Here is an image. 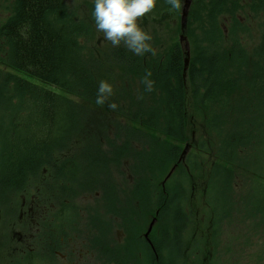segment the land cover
<instances>
[{
  "label": "trees",
  "instance_id": "obj_1",
  "mask_svg": "<svg viewBox=\"0 0 264 264\" xmlns=\"http://www.w3.org/2000/svg\"><path fill=\"white\" fill-rule=\"evenodd\" d=\"M14 1L10 17L0 28V62L9 72L4 77L5 82L12 84L15 94L25 99V106L36 112L32 120L40 126L41 139L48 141L54 137L55 144H62L61 139L65 137L68 139L66 144L71 146L72 158L86 149L89 166L126 159L137 161L135 170L138 171L145 162L157 167L161 158L176 161L181 146L189 142V131L195 128V118L191 119L187 112L191 111V115L197 117L196 131L202 130L201 125L209 123L210 119H218L216 115L208 118L206 108L199 117L189 100L190 88H196V93L204 89L205 97H213L214 87L223 91L222 84L228 79L227 66L230 65L233 67L232 89L235 90L237 72L244 68L250 70L249 65L254 63L245 61L239 53L241 49L233 44L229 49L218 47L217 54L212 53L211 45L202 46V40L208 38L203 32V39L196 37L195 41L191 35V12L185 27L190 59L183 77L185 57L176 36L178 29L170 31L173 36L169 43L158 40L159 36L152 37L154 51L142 57L133 55L123 44L113 47L107 41L101 52L99 48H91L87 53L88 42L94 41L91 4L85 7L89 14L85 15L83 9H71L63 0ZM61 14L67 16L69 23L64 22ZM200 29L204 31L202 27ZM257 32L263 48L264 31L261 32L259 25ZM215 33H206L212 37L210 42H215ZM164 69H168V76L161 75ZM146 73H150L148 79L153 81L151 91H145L141 82ZM257 74L258 69H255L254 79L244 83L251 100L252 96L260 95ZM100 80L113 86V95L103 106L95 104ZM122 95L130 99L125 100L120 97ZM109 103H115L117 108L110 109ZM263 104L264 95L256 106ZM248 105L247 101L240 110L242 117L239 120H244ZM96 110L112 115L107 119L96 117ZM74 116L79 119L78 125L72 123ZM65 127L73 130L65 133ZM200 144L205 145L203 139ZM236 146L234 140L222 143L220 153L225 161L218 156L217 167L225 166L226 175L221 181L227 190L232 186L230 189L236 193L243 192L244 198L254 193V201L258 204L255 211L264 218V171L255 173L246 160L247 155L238 152ZM198 149L196 146V151ZM45 155L43 157L47 158ZM34 156L29 148V152L26 149L23 153L20 151L17 157H28L26 162H30L29 158ZM262 157L264 159V154ZM96 171L89 167L90 175ZM97 176H100L99 172ZM240 199L243 200V196ZM250 208L251 205L247 210L245 207L246 215Z\"/></svg>",
  "mask_w": 264,
  "mask_h": 264
},
{
  "label": "flooded vegetation",
  "instance_id": "obj_2",
  "mask_svg": "<svg viewBox=\"0 0 264 264\" xmlns=\"http://www.w3.org/2000/svg\"><path fill=\"white\" fill-rule=\"evenodd\" d=\"M196 1L190 0L186 18L187 23L191 12L195 34L196 7L199 5ZM236 1L212 2L218 7L214 12L231 8ZM256 1L258 9L264 10V0ZM14 2L0 0V16L3 11H8L5 21L11 15ZM185 3L186 0H181V7L172 10L165 0H157L152 12L142 19L141 27L154 23L173 24L174 27L169 25L167 28L179 31ZM84 12L89 15L88 8ZM260 29L264 31V24ZM178 35L179 32L177 38ZM1 66L7 71L3 64ZM0 75L5 77L7 73ZM2 77L0 84L4 83ZM5 129L7 140L0 155V264H87L88 256L94 255L99 264H127L126 260L132 257L135 258L134 264H170L169 245L173 246L177 256L188 251L195 259L196 254H202L201 250L196 252V240L199 245L207 242L209 249V252L203 249L201 262L208 264L211 260L213 231L211 225L206 227L202 210L193 212L192 224H187L190 212L185 216L179 212L174 214L176 222L171 226L172 239L167 228L155 230L160 218L168 220L162 215L167 209L168 198L159 197L154 207L149 164H146L143 175L142 169L135 170V160H110L99 163L101 168L96 174L99 172L100 176L96 177L89 174V167L94 168V165L89 166L86 149L72 158L71 146L67 144L61 148H57V144L51 145L47 158L30 163L26 162L28 157H17L20 151H24V145L15 144L11 139L21 128L15 129L14 119H11ZM186 144L190 150L196 147L194 143L183 145ZM178 155L177 160L181 151ZM177 160L172 174L184 164ZM198 184L194 181L193 189L199 188ZM91 195H95L98 213L90 215L87 222L81 213L86 209L83 203L92 200ZM71 211L76 213L77 219H72ZM188 229H194V233L186 239ZM177 256L175 260L180 261Z\"/></svg>",
  "mask_w": 264,
  "mask_h": 264
},
{
  "label": "rangeland",
  "instance_id": "obj_3",
  "mask_svg": "<svg viewBox=\"0 0 264 264\" xmlns=\"http://www.w3.org/2000/svg\"><path fill=\"white\" fill-rule=\"evenodd\" d=\"M91 1L63 0L69 8L80 7L83 10L86 4H90ZM197 1L199 5L196 7V34L194 32L195 24L191 21V29H193L191 35L195 37V41L196 37L202 38L201 32H203L204 37L208 38H202V46L211 45L210 51L212 53L217 54L216 49L218 47L229 49L233 44L241 49L239 53L242 54L245 61L252 60L254 63L249 65L250 70L246 68L245 71L244 68L242 71H238L236 75L234 74L237 81L235 90L232 89L234 79L233 67L230 65L227 66L228 79L222 84L223 91L214 87L213 97H205L204 89H199L196 93V88H192L194 91L192 95L190 88L189 100L199 117L206 108L208 112L206 116L208 118L216 115L218 119H210L209 123L205 122L201 125L202 130L198 129L196 131L197 117L191 115V111L187 112L191 119L195 118V128L189 131L191 136L188 143L196 144L199 149L196 151V147H191L190 150V148H185L184 145L181 146L180 151L182 153L183 151L185 152L183 153L184 164L172 174L164 187H162L161 183L176 161L170 162V160L161 158L157 161V167H153L151 162L143 163V175L146 172V164L150 165L154 207L157 205L159 197L164 198L166 196L168 198L167 209L162 211L163 217H167L168 220L166 222L165 219L160 218L154 228L158 231L167 228L172 239L174 234L171 226L172 223H175V215L179 212L185 216L186 212H190L191 217L188 218L187 224H192V214L199 209L202 210L201 215L205 217L206 227L211 225L213 231L212 258L208 264H264V226H262L264 218L255 211L258 204L254 201V193L244 198L243 192L236 193V191L230 189L232 186L227 190L225 183L221 181L226 175L225 166L217 167L219 164L218 156L225 161L220 153V149L223 148L222 143L234 140L237 142L236 150L247 155L246 160L252 165L254 172L264 171V159L262 157L264 154V104L256 106L258 99L264 95V47L261 48V38L257 32L258 25L260 27L261 24H264V10L262 8L258 9L256 0H237L231 8L220 9V11L215 13L214 10L218 7H215V4L210 7L208 5L217 0ZM7 13L8 11L5 10L0 16V26L5 21ZM210 16L213 19L210 20ZM157 25V23H154L152 26L143 27V29L149 32L152 37L159 36L158 40L160 41L171 42L173 34L170 31H173L174 28L168 29L167 27L169 25L174 27V25L161 24L162 28L160 26L157 27ZM153 27L159 31V34ZM201 27L204 31L200 29ZM93 32L94 41L91 44L90 41L88 42L86 46L87 53L91 48H99L101 52L102 46L105 44L102 39V33H98L95 26L93 27ZM208 32L211 35L216 32L215 36L217 37L213 38L215 42L209 41H212V37L206 35ZM1 56L2 54H0ZM1 64L0 62V73L3 75L9 73L8 69L6 71ZM255 69H258L256 77L260 81H257L256 84L260 95L252 96L251 100L247 95L244 83L254 79L253 72ZM0 77L2 76L0 75ZM2 79L5 82V78L2 77ZM1 89L0 155L2 147L7 140L5 124L14 119V117H18L21 107L25 106V100L15 94L12 84L8 82ZM247 101L249 102V111L247 113L244 112V120H239L238 118L242 117L240 110L245 107ZM101 112L96 110L94 116H102L107 119L112 115L111 113H106V111ZM202 139L204 146L200 144ZM193 141H196V143ZM48 152H51V150ZM95 162L98 163L97 161ZM97 165L99 166L94 165V170L100 169L98 167L101 165L99 163ZM122 170L124 171V168ZM93 175L96 174L94 173ZM194 181L199 183V188L193 189ZM241 196H243V200L240 199ZM91 197V201L83 203L86 209L81 213L82 218L87 222L90 215L98 213V207L95 203L97 201L94 199L95 195H91ZM244 199L246 205H244ZM250 205L251 208L248 215H246L245 207L247 210ZM75 214L71 211L72 219H77ZM191 233H194V229H188L186 239ZM183 236L184 234H182L181 238ZM91 243L93 244V242ZM203 249L209 252L207 242L199 245L196 240V252L201 250L203 254ZM167 253L168 261H171L170 264H203L201 262L202 254H196V258L193 259L191 257L192 252L189 253L187 251L183 256L179 257L172 245L168 246ZM130 255L132 256V254ZM176 256L180 261L175 260ZM134 260L135 258L132 257L126 262L127 264H134ZM110 263L117 264L114 262ZM87 264H99L96 255L88 256Z\"/></svg>",
  "mask_w": 264,
  "mask_h": 264
},
{
  "label": "clouds",
  "instance_id": "obj_4",
  "mask_svg": "<svg viewBox=\"0 0 264 264\" xmlns=\"http://www.w3.org/2000/svg\"><path fill=\"white\" fill-rule=\"evenodd\" d=\"M157 0H92L91 18L95 29L102 33V39L110 42L113 47L121 44L135 56H144L153 53L151 46L152 36L141 27V21L146 14L152 12ZM172 10L181 7V0H165ZM150 73H146L142 79L145 91L152 90L153 81L148 79ZM113 95V86L105 80H100L96 89L95 104L105 105ZM110 109H116L115 103L107 105Z\"/></svg>",
  "mask_w": 264,
  "mask_h": 264
},
{
  "label": "bare ground",
  "instance_id": "obj_5",
  "mask_svg": "<svg viewBox=\"0 0 264 264\" xmlns=\"http://www.w3.org/2000/svg\"><path fill=\"white\" fill-rule=\"evenodd\" d=\"M61 16L64 22L69 23L66 15L61 14ZM161 75H163L164 77L166 75L168 76L169 75L168 69L162 70ZM120 97L128 100L130 99V97L124 95ZM35 117H36V112L34 110H30L28 107L22 106L20 112L18 113V117H14L15 129H17V127H20L21 129L20 130L17 129V131L13 133V135L11 136L13 143L15 144L22 143L24 145L23 148L24 150L26 149L27 151H29L30 148L33 154H35L33 158H29L31 160V161L29 160L30 163L42 159L43 156L46 154V152L51 148V145H55L54 137H51L48 141L47 139L44 140L41 139L38 132L40 126L32 120ZM74 117L75 119L72 121V123L74 125H78L79 119L77 118V116ZM71 130L73 129L67 127L63 129L65 133L70 132ZM67 141L68 139L64 137V139H61L62 144H57V147L60 146L59 148H61L62 145H66ZM25 144L27 145V148L25 147Z\"/></svg>",
  "mask_w": 264,
  "mask_h": 264
},
{
  "label": "water",
  "instance_id": "obj_6",
  "mask_svg": "<svg viewBox=\"0 0 264 264\" xmlns=\"http://www.w3.org/2000/svg\"><path fill=\"white\" fill-rule=\"evenodd\" d=\"M189 6H190V0H186V3H185V5L183 7V10H182L181 22H180V32H181V34L179 35V43H180L182 49L184 50V55H185L183 72L186 71L187 66H188V62H189V44H188V41H187V39H186V37L184 35V29H185V26H186V16H187V11H188ZM185 148H187V147H185ZM183 153H185V152L183 151ZM183 153L181 155L180 160H182V158H183ZM172 171L173 170H171L169 172V174L166 176L165 180L170 176ZM154 222H155V220H153L150 223V229H151L152 225L154 224Z\"/></svg>",
  "mask_w": 264,
  "mask_h": 264
}]
</instances>
